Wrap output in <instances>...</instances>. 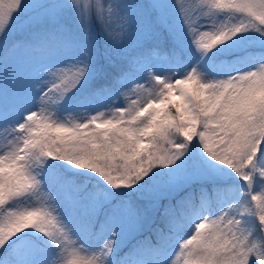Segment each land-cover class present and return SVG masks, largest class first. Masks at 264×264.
Masks as SVG:
<instances>
[{
    "label": "snow or ice",
    "instance_id": "snow-or-ice-1",
    "mask_svg": "<svg viewBox=\"0 0 264 264\" xmlns=\"http://www.w3.org/2000/svg\"><path fill=\"white\" fill-rule=\"evenodd\" d=\"M0 71V264H264V0H0Z\"/></svg>",
    "mask_w": 264,
    "mask_h": 264
},
{
    "label": "trees",
    "instance_id": "trees-1",
    "mask_svg": "<svg viewBox=\"0 0 264 264\" xmlns=\"http://www.w3.org/2000/svg\"><path fill=\"white\" fill-rule=\"evenodd\" d=\"M126 2L133 3V4L146 3L144 0H126ZM191 2H192V0H185L186 4H190ZM26 35H27V31H18L17 30V32L14 35V38L15 39H24L26 37ZM134 40L135 39H133V41ZM134 48H135V46L130 47V50L134 49ZM21 55H24V54H21ZM20 56L17 59H15L14 61L9 62V75L11 76L12 73L16 74V81L15 82L9 81V83H8V91H9L10 96L14 95L18 92H21L23 89L24 82L28 81L35 74V72H33L32 70H30L28 68L26 63H24V62L20 63L19 62L18 59L20 58ZM3 89H4V73H3V71H0V93L3 92Z\"/></svg>",
    "mask_w": 264,
    "mask_h": 264
},
{
    "label": "rangeland",
    "instance_id": "rangeland-1",
    "mask_svg": "<svg viewBox=\"0 0 264 264\" xmlns=\"http://www.w3.org/2000/svg\"><path fill=\"white\" fill-rule=\"evenodd\" d=\"M145 2H147V0H144ZM41 2H49V3H61L62 0H33V3H41ZM139 27V26H138ZM18 31H22L19 30ZM135 46V40L132 42V44L130 45V47ZM20 63L24 62L26 63V65L28 66V68L30 70H32L33 72L36 71V69L39 66V58H30L27 55H21L20 58L18 59ZM26 82H24L23 84V88L26 86ZM23 90V89H22Z\"/></svg>",
    "mask_w": 264,
    "mask_h": 264
}]
</instances>
